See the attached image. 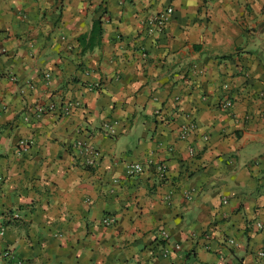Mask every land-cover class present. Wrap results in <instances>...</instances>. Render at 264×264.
Here are the masks:
<instances>
[{
    "label": "crops",
    "instance_id": "obj_1",
    "mask_svg": "<svg viewBox=\"0 0 264 264\" xmlns=\"http://www.w3.org/2000/svg\"><path fill=\"white\" fill-rule=\"evenodd\" d=\"M261 252L264 0H0V264H264Z\"/></svg>",
    "mask_w": 264,
    "mask_h": 264
},
{
    "label": "built area",
    "instance_id": "obj_2",
    "mask_svg": "<svg viewBox=\"0 0 264 264\" xmlns=\"http://www.w3.org/2000/svg\"><path fill=\"white\" fill-rule=\"evenodd\" d=\"M173 11H174V8L172 6H169V7L165 8L163 11H161L160 13L152 15L150 17V20H149V24L151 26L150 32L163 31L167 27L168 23L170 22V18H171ZM47 76H49V75H47ZM90 87H94V85H90ZM220 106L224 110H226V109L229 110L233 107V101L230 98L224 99V101L221 103ZM51 108L52 107L49 105L40 104L36 108V114L41 116L45 112L51 110ZM106 127L111 129V125H109V124H106ZM194 128H195L194 123L182 126L181 127L182 138H186ZM76 145H77V147L80 148V150L82 151V154H84L86 156V158H85L86 165L94 166L97 164V162L99 161L100 155H101L100 151L98 149H96L90 143L77 142ZM190 153L192 155L195 154V149L193 147L190 148ZM147 163H149V161H147ZM167 167L168 166L166 163H161L158 168H159V171L162 174H164L167 171ZM127 168H128L129 174L137 175V174H141L145 170V164L142 162H133V163H130ZM224 202L226 203L227 201L224 200ZM101 222L104 225L111 226L112 224L115 223V217L112 215H106L101 220ZM1 233H3V231H1ZM228 242L231 244H234L235 240L234 239H228ZM177 247H179V246H177ZM10 254H11L10 251H5V253H4V255H6V256H9ZM260 254L264 255V252H261ZM14 264H24V262L22 260H16V261H14Z\"/></svg>",
    "mask_w": 264,
    "mask_h": 264
},
{
    "label": "trees",
    "instance_id": "obj_3",
    "mask_svg": "<svg viewBox=\"0 0 264 264\" xmlns=\"http://www.w3.org/2000/svg\"><path fill=\"white\" fill-rule=\"evenodd\" d=\"M101 24L102 20H97L94 24V31H96L97 33H101Z\"/></svg>",
    "mask_w": 264,
    "mask_h": 264
}]
</instances>
